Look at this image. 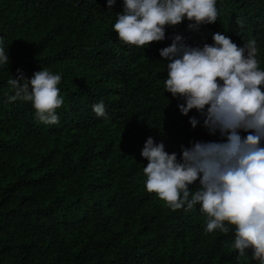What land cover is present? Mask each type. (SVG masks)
Returning a JSON list of instances; mask_svg holds the SVG:
<instances>
[{
	"label": "trees",
	"instance_id": "16d2710c",
	"mask_svg": "<svg viewBox=\"0 0 264 264\" xmlns=\"http://www.w3.org/2000/svg\"><path fill=\"white\" fill-rule=\"evenodd\" d=\"M216 7L215 23L166 26L163 41L142 49L113 31L122 0L111 10L106 0H0L9 56L0 68V264H257L231 246L234 226L208 233L199 205L173 210L144 188L148 137L178 159L181 145L224 140L165 92L160 49L176 35L202 47L220 31L237 46L254 39L264 69V0ZM40 68L61 75L55 125L37 121L30 102L8 101L7 80ZM98 101L106 118L92 111Z\"/></svg>",
	"mask_w": 264,
	"mask_h": 264
},
{
	"label": "clouds",
	"instance_id": "9594fccd",
	"mask_svg": "<svg viewBox=\"0 0 264 264\" xmlns=\"http://www.w3.org/2000/svg\"><path fill=\"white\" fill-rule=\"evenodd\" d=\"M116 0H106L108 10ZM217 0H122L123 10L112 25L119 40L137 48L165 39V27L182 21L190 29L213 24L218 17ZM212 43L188 46L176 35L159 50L166 62L165 92L179 97L182 115L195 110L203 117L210 135L221 142L195 141L177 153L165 151L163 142L148 137L140 155L145 191L154 193L169 208L192 209L199 205L205 215L204 230L226 233L234 226L232 247L238 256L251 250V258L264 264V69L257 60L254 39L237 46L228 35L215 32ZM9 64L8 49L0 43V68ZM59 73L44 68L25 78L7 80L14 90L9 102H30L34 117L44 125L59 122L57 109L64 103ZM97 117L106 118L105 105H92ZM198 121L189 118L192 128ZM241 132L245 135H241ZM196 184L195 190L190 186Z\"/></svg>",
	"mask_w": 264,
	"mask_h": 264
}]
</instances>
